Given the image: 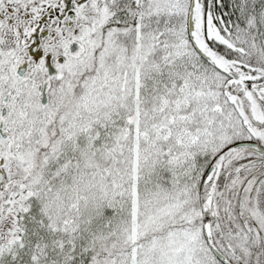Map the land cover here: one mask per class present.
<instances>
[{"label": "snow or ice", "instance_id": "snow-or-ice-1", "mask_svg": "<svg viewBox=\"0 0 264 264\" xmlns=\"http://www.w3.org/2000/svg\"><path fill=\"white\" fill-rule=\"evenodd\" d=\"M0 264H264V0H0Z\"/></svg>", "mask_w": 264, "mask_h": 264}]
</instances>
